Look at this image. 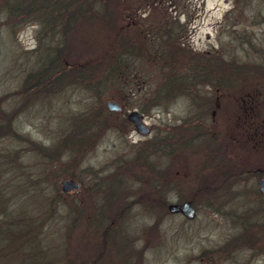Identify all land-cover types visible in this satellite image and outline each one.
<instances>
[{"label":"rangeland","instance_id":"rangeland-1","mask_svg":"<svg viewBox=\"0 0 264 264\" xmlns=\"http://www.w3.org/2000/svg\"><path fill=\"white\" fill-rule=\"evenodd\" d=\"M7 1L0 0V124L8 123L13 129L9 135L0 136V198L6 199L9 206L22 207L18 217L24 216L21 220L25 223L41 220L36 245L51 248L62 243L67 246V261L76 258L93 264H264V195L257 184L264 176V152H255L254 139L248 141V134L241 145L237 138L225 134L228 120L232 121L229 115L233 114L236 122H244L239 119L238 105L232 107L227 103L221 108L223 102L218 101V106L206 108L210 104L206 100H192L191 107L190 101L179 97L177 90L175 96L151 102L152 94L165 79L162 80L160 68L153 61L160 42L177 49L178 44H183L185 51L192 53L209 51L226 58L261 61L263 55L244 50L238 43L244 37L252 41L264 38V0H160L157 5H148V10L145 7L142 24L128 16L133 15L132 6L141 1L108 0V4L107 0H96L101 5L107 3V10L103 12L101 7L94 21L78 20L77 27L64 31L66 37L73 34L69 54L64 55L67 63L81 55L83 60H105V55L116 49L114 36L118 32L144 39V47L148 48L144 51L148 54L141 58L146 65L141 62L134 66L139 69L133 75L130 73L126 86L110 85L103 90L96 87L97 95L74 82L69 84L70 81L47 86L42 78L45 71L41 69L46 54L43 59V48L38 45L42 46L43 40L46 44L56 42L62 24L56 20L43 28L37 12H24L23 19L7 9ZM28 2L23 0V10L33 8ZM258 9L261 14L253 20L251 16ZM169 19L176 20L174 27L181 34L179 39L142 36L141 31L154 34ZM46 26L54 32L49 29L46 34ZM179 54L177 59L183 57ZM64 69L72 70L66 66ZM196 87L208 90V85ZM107 100L124 104L122 112L106 109ZM133 101L154 106L145 111L136 108L150 132L138 133L133 123L127 122L125 111ZM191 109L193 113H204L206 125L214 120L216 133L224 131V136L221 133L217 139L222 141L226 136L229 143L223 151L215 149L212 153L210 148H201L202 138L196 141L202 142L200 147L187 146L194 138L185 133L184 139L177 142L174 164L167 170L166 181L174 182V192L168 190L163 196L155 186L156 173L146 168L157 167L158 163L164 166L165 151L147 154L144 159L149 166L137 159L135 153L145 149L150 139L164 134L172 136V128L175 130ZM98 110L107 123L95 139L80 150L65 144L74 118ZM59 138L65 145L56 153L57 148L36 150L30 142L53 147ZM220 151L228 160L222 166ZM215 159L217 166L213 164ZM232 172L237 173L232 176ZM118 174L125 177L124 188L118 193L120 198L103 194L97 196L99 202L95 203L93 186L98 189L103 179H113ZM67 179L77 182L79 188L62 191L61 181ZM97 192L100 194V189ZM106 198L111 200L110 209L104 207ZM185 200L195 207L193 218L168 211V203ZM92 209L95 211L91 212ZM73 212L79 216V222L75 223ZM93 215H101L100 221L104 223L91 225ZM48 234H57V243Z\"/></svg>","mask_w":264,"mask_h":264},{"label":"trees","instance_id":"trees-1","mask_svg":"<svg viewBox=\"0 0 264 264\" xmlns=\"http://www.w3.org/2000/svg\"><path fill=\"white\" fill-rule=\"evenodd\" d=\"M28 3H32L30 7L33 8L23 10L22 5L25 4L23 0H8L6 2L8 5L7 9L13 14H18L21 17H24V12H37V19L41 21L43 28L44 24L52 21L55 22L56 20L62 24L60 35L56 42H49L50 44L47 43V46L46 42L44 43L43 40L42 46L38 45L43 48V59L46 54L41 69L45 71V75L43 73L44 71L42 72V78L44 77V82H46L47 86H52V84L53 86L63 85L70 81L69 84H73L74 82L97 95V92H94L96 91V87H100V90H103V88L110 85H118L120 87L126 86L129 83L128 76L130 73L133 75L132 73H137L139 69L134 66H138L141 62L144 63V60H141V58L148 54L144 52L148 51V48L146 49L144 47V39H136L133 35L125 36L124 34H120V32H118V36H114L116 49L106 54L105 60L101 58L83 60V56L81 55L79 59L72 58V64L66 62L65 59H67V57H64V55L69 54V43L72 40L73 34H69L66 37L64 35L67 32L64 33V31H67V29H74L77 27L79 21H94L95 16L100 14L101 7L103 8V12L107 10V3L101 5L100 3L98 4L96 0H68V2L64 0H29ZM247 3L251 4L252 2L248 1ZM255 7H257V5H255ZM258 14H261L260 9H258L251 18L256 20ZM23 19H25V17ZM175 23H177L176 20L169 19L161 29H155L154 34H145V31H141V34L144 37L160 35L162 39L170 38L173 40L174 37L179 39L181 34L180 32H175ZM46 28L47 34L50 28L47 26ZM50 30L54 32L53 28ZM45 38L44 35L43 39ZM39 40L41 39L39 38ZM178 45L179 47L177 49L171 45H163L162 42H160V50L155 49L154 51L157 60H155V58L153 61H155L160 68L162 80L163 78L165 79L163 81L161 80L162 82L160 83V88L156 90L157 92H155L154 95L152 94V100L150 99L151 102L156 103L170 96H175L173 93L177 90V94H180L179 97L187 98L190 104L192 100L200 103L206 100L210 103L209 105H205L206 108L218 106V101L223 102L221 108L225 107L227 103H231L232 107L238 105L236 108H240V112H238L239 119L244 122H236L238 120L234 119V115H229V118H231L233 122L228 120L225 127V134H231L232 139L237 138L239 145L243 143L246 134H248V141L254 139V141L251 142L253 143L252 145L255 152H258V149L264 152V38L259 41H252L249 37H244L241 42L238 43V46L243 47L244 50H250L259 55H263L261 61L241 60L233 56H227L226 58L223 54L217 56L209 51L199 54L192 53L185 51V45ZM178 51L183 55L180 59H177L179 54ZM73 65H77V67L73 69ZM143 65L145 66L146 64L144 63ZM64 66L72 69L71 72L65 70ZM97 68H99L98 73L96 72ZM140 69L142 70L141 67ZM56 71L58 72L57 75H55ZM46 76L47 81L45 79ZM200 84L208 85V90L197 88L196 85ZM203 91L209 94L202 95L201 92ZM223 100H226V102ZM134 102L135 101L129 105L127 104V108L133 107L145 111L146 107H154L145 105V102L137 104ZM148 104L151 105V103ZM190 106L193 107L192 104ZM204 116V113L198 111L193 113L192 109L189 110L181 123L178 124L177 127L174 126L175 130L172 128V136H170V134H164L160 135L159 139H156L157 137H155L154 140L150 139L148 141L149 143H146L147 147H145V149L141 148L135 153L137 159L149 166V161H145L144 159L147 154H153L154 152L162 153L161 151H165V155L163 154L164 160L162 159L164 166L158 163L157 167H151L150 165L149 168H146L148 171L156 173L155 186L160 189L163 196L166 195L168 190L174 192V182L170 180L166 181V178L169 176L168 171L174 164L173 158L176 156L177 149L179 148V143L177 142H181V139H184L185 133L189 134V137L191 136L194 138V141H188L187 146L194 147L195 149L196 147H200L202 143L196 142L199 140L198 138L204 140V144L201 148L204 150L205 148L206 150L210 148L212 153L215 152V149H221L223 151L225 146L228 145L229 140L227 142L226 136L222 141L217 139L221 133H223L222 137L224 136L223 129H221V133H216L213 124L214 120L212 119L213 121H210L208 125H206L203 119ZM103 119L102 112H99V110L95 112H84L82 115L75 117L73 120L74 127L69 134L65 136V144H72L77 150L85 148L93 138L95 139L96 135L107 123V121H103ZM10 129L13 128L8 123L0 124V136H2L1 133H7L6 135H9ZM174 132L176 134H174ZM15 135L18 136L16 131ZM59 139L56 140L57 143L53 147H50V145H43L34 140L30 142L34 145L36 150L44 152L45 150L53 151L57 148L54 151L56 153L65 145L62 144L63 140L61 138ZM209 139H211V141ZM173 141H175L174 145ZM151 148L154 150L150 151ZM222 151L219 153L222 162L221 166L224 162H228L222 155ZM213 164L214 166L218 165L216 159L213 161ZM212 170H214V168ZM233 173L237 172H232V176H234ZM119 174L113 179H103L101 181L102 185L100 184L101 186H98V189L96 185L93 186L92 194L95 196V203L99 202L98 197H102L103 194L104 196L106 194L111 197L115 194L117 198H120L118 193L121 187L124 186L125 177ZM92 179V182H95L94 178ZM85 186L86 185H84V187ZM99 189L100 194L97 192ZM20 190H23V188H20ZM106 199L108 202L105 201L104 207L110 209L111 200L109 198ZM7 202L6 199L0 198V264H93L84 263L80 261L82 259L76 258L67 261V258H65L67 257V246L65 247L62 243H57V234L51 237L48 234L47 237H50V240L54 243L56 242L58 245H52L51 248L38 247L35 242V237L39 235L41 220H36L34 222L30 220L25 223L21 220L24 216L21 218L18 217L20 215L18 211H22L23 208L18 204L9 206ZM53 209H55L54 206ZM82 211L83 208L80 210L81 214ZM94 211L95 209L91 210V212ZM97 212L101 213L100 210H97ZM72 214L75 223L79 222V216H76L75 212ZM26 215L29 216L27 213ZM100 219L101 215H93L90 224L97 227L101 223H104V221L101 222Z\"/></svg>","mask_w":264,"mask_h":264},{"label":"water","instance_id":"water-1","mask_svg":"<svg viewBox=\"0 0 264 264\" xmlns=\"http://www.w3.org/2000/svg\"><path fill=\"white\" fill-rule=\"evenodd\" d=\"M106 107L109 110H118L120 109V105L115 100H107L105 102ZM141 114L136 110H131L127 113V119L134 122L136 131L145 134L148 132V127L142 123ZM258 187L264 194V176L258 180ZM71 188L77 189L78 183L72 179L62 180L61 181V189L63 191L70 190ZM169 212H180L186 218H193L195 214V208L189 201H183L182 203H170L167 206Z\"/></svg>","mask_w":264,"mask_h":264},{"label":"flooded vegetation","instance_id":"flooded-vegetation-1","mask_svg":"<svg viewBox=\"0 0 264 264\" xmlns=\"http://www.w3.org/2000/svg\"><path fill=\"white\" fill-rule=\"evenodd\" d=\"M139 1H141L142 3L141 4H134L133 6H132V8H131V11H133V12H131L133 15H128L130 18H132L133 20H135V21H137L136 23L138 24H142V22L144 21V20H142V13L145 11V9L146 10H148V5H150V4H158L159 2H160V0H135V2H139ZM146 7V8H145ZM171 8V6H169V9ZM135 16H137L138 17V19H136V17ZM122 106H121V108L118 110V112H122ZM133 109H136V108H133ZM128 110V109H127ZM127 110H126V112H125V114L127 113ZM136 111H137V109H136ZM139 112V111H138ZM124 113V112H123ZM142 116H141V119H142V117H143V114L141 113V112H139ZM133 126H134V124H133ZM134 129H135V127H133ZM149 132H150V129H149Z\"/></svg>","mask_w":264,"mask_h":264}]
</instances>
